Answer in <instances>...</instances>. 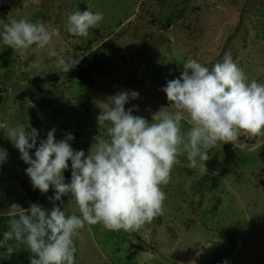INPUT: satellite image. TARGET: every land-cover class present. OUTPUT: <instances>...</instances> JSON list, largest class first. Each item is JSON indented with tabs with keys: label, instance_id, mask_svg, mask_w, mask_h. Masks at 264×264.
<instances>
[{
	"label": "rangeland",
	"instance_id": "rangeland-1",
	"mask_svg": "<svg viewBox=\"0 0 264 264\" xmlns=\"http://www.w3.org/2000/svg\"><path fill=\"white\" fill-rule=\"evenodd\" d=\"M76 10L104 13L86 38L65 31ZM20 18L41 21L57 35L45 49L33 46L23 56L0 43V54L12 51L9 67L0 66V148L7 152L0 164V239L20 207H53L48 197L54 189L42 194L33 188L29 165L4 133L9 128L30 123L38 130L37 146L55 128L57 141L72 134V148L87 155L103 131L97 116L111 96L136 91L125 108L151 121L168 105L162 88L180 76L189 57L211 68L230 53L249 82L264 83V0H0V30ZM52 49L80 63L64 73ZM37 65L47 74L37 75ZM241 143H218L206 169L180 157L163 187L164 215L139 232L86 224L75 241L76 264H264V136H241ZM64 177L70 183V161ZM62 201L61 210L79 215L70 196ZM9 245L15 252L0 248V264H30L24 245Z\"/></svg>",
	"mask_w": 264,
	"mask_h": 264
},
{
	"label": "clouds",
	"instance_id": "clouds-1",
	"mask_svg": "<svg viewBox=\"0 0 264 264\" xmlns=\"http://www.w3.org/2000/svg\"><path fill=\"white\" fill-rule=\"evenodd\" d=\"M104 19L102 10H76L67 16L65 31L73 37H87ZM55 29L49 31L41 21L11 19L0 30V43L23 56L32 48L43 50L53 42ZM58 69L70 72L80 57L65 58L52 49ZM178 78L169 79L162 91L168 105L152 115L151 121L125 105L138 98L136 91H120L111 96L97 116L99 135L86 155L74 150L72 134L55 139V128L39 141L38 130L30 123L4 131L29 165L26 174L34 189L42 194L50 188L51 210L38 203L9 219V230L0 239V248L12 255L9 241L24 245L30 264H76V239L85 225L100 224L108 231L139 232L165 213L166 193L173 167L186 156L189 167L206 169L209 151L218 143L243 147L241 136H264V83L250 82L230 53L211 68L189 57L182 63ZM37 75L48 71L36 66ZM188 124L187 129L184 123ZM2 127L7 128V125ZM35 149L34 156L30 150ZM7 158L0 148V164ZM71 162V181L64 171ZM70 196L78 207L66 214L56 202ZM227 264V262H225Z\"/></svg>",
	"mask_w": 264,
	"mask_h": 264
},
{
	"label": "trees",
	"instance_id": "trees-1",
	"mask_svg": "<svg viewBox=\"0 0 264 264\" xmlns=\"http://www.w3.org/2000/svg\"><path fill=\"white\" fill-rule=\"evenodd\" d=\"M11 56H12L11 50L5 51L4 53L0 54V66L3 69H7L9 67ZM82 69L89 70L88 64H83ZM56 206H58V201L56 202Z\"/></svg>",
	"mask_w": 264,
	"mask_h": 264
}]
</instances>
